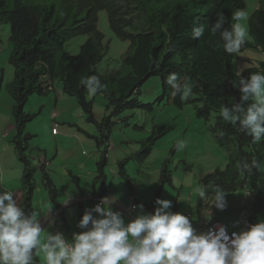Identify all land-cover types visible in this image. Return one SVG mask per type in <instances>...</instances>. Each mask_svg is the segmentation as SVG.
Returning <instances> with one entry per match:
<instances>
[{
    "label": "trees",
    "instance_id": "16d2710c",
    "mask_svg": "<svg viewBox=\"0 0 264 264\" xmlns=\"http://www.w3.org/2000/svg\"><path fill=\"white\" fill-rule=\"evenodd\" d=\"M264 0L248 17L249 38L240 49L256 50L264 55ZM245 0H0V25L10 26L9 41L12 51L8 62L13 67L12 82L5 89L13 100L11 117L14 136L11 143L18 161L22 164V196L19 204L30 212L33 208L37 189V176L56 209L60 208L58 191L46 170L47 162L35 164L30 155L33 135L25 132L26 124L34 120L40 109L28 107L34 95L45 96L52 91L54 82L59 80L63 93L73 98L88 123L97 128L92 135L79 128V132L95 142L99 159L93 179L94 191L104 198L107 194L108 147L113 128L118 124L140 130L143 126L133 124L129 116L122 117L127 110H155L164 102L181 109L186 103L193 104L196 115L204 121L213 120L210 128L215 141L230 152L228 165L224 170L217 168L201 180L205 198L196 195L200 209L211 202L217 187L228 194L236 191L248 192L254 205L247 218L254 225L264 219V168L253 173H242L237 165L251 161L253 157L264 165V140L252 143L250 136L238 131V125L223 121L220 109L231 108L240 103L241 93L234 82L240 77L249 79L252 73H264V60L258 65L245 69L237 75L231 70L237 53L228 54L223 49L219 33L213 35L211 27L216 23L217 14L226 18L223 29H230L232 13L245 9ZM107 16L112 34L122 42H128V51L118 60L117 66L101 71L98 65L105 61L109 43L99 30V14ZM205 25L202 37H193V22ZM84 35L87 40L80 46L77 55L70 54L67 43ZM238 52V53H239ZM176 73L181 80L185 77L192 86V94L186 100L179 95L172 96L166 78ZM97 76L105 88L95 95L105 100V111L101 120L93 112L94 97L90 99L87 85L82 78ZM161 80V95L154 104L143 105L138 98L143 85L151 78ZM180 82V81H178ZM4 87L0 77V94ZM252 103L248 101L247 104ZM174 126L153 124L151 134L141 140L139 150L132 156L118 162L119 175L128 183L125 166L129 160L138 165L145 163L156 142L173 130ZM235 148H233V145ZM38 151V148H36ZM234 149V150H233ZM186 168H190L184 162ZM75 182H79L76 177ZM173 187L169 159L161 164L159 178L150 204H143L148 213L155 210V201L162 195L163 188ZM95 205L97 202L95 200ZM61 232L71 243L72 235L66 220L61 222ZM36 264H41L36 256Z\"/></svg>",
    "mask_w": 264,
    "mask_h": 264
},
{
    "label": "clouds",
    "instance_id": "9594fccd",
    "mask_svg": "<svg viewBox=\"0 0 264 264\" xmlns=\"http://www.w3.org/2000/svg\"><path fill=\"white\" fill-rule=\"evenodd\" d=\"M247 19V13L238 9L232 13L234 23L230 29H223L226 18L222 13L217 14L210 31L213 35L219 33L226 53H238L246 44L249 33L243 22ZM196 25L194 21L192 36L202 37L205 25ZM165 82L171 86L172 96L186 100L192 94L186 77L181 80L176 73H170ZM81 84H86L92 95L105 88L95 75L82 78ZM233 84L242 94L241 102L231 108L222 107L220 116L223 121L238 125V131L250 136L252 143H259L264 140V73H252L249 79L241 76ZM248 101L252 103L245 106ZM58 127L54 124L51 132L53 129L58 132ZM184 146L185 142L180 141L176 147ZM237 167L242 173L251 174L264 165L253 157L250 162L241 161ZM227 194L217 187L210 205L225 209ZM199 195L205 198L203 188ZM95 200L97 205L85 209L78 222L77 226L84 230L73 233L71 243L61 231L54 235L47 232L42 241L41 233L45 231L40 212L36 209L27 212L20 206L17 193L0 191V264H36L40 252L45 264H264V219L253 225L246 210L242 214L251 224L247 230L232 232L230 236L220 222H210L219 223V230L198 235L188 216L171 211L172 200L157 198L158 207L150 214L144 213L143 204L133 205L140 214L128 222L122 215L123 209L112 210V200L107 197ZM95 212L97 218L93 217ZM207 217L211 219L210 213Z\"/></svg>",
    "mask_w": 264,
    "mask_h": 264
},
{
    "label": "rangeland",
    "instance_id": "374dc122",
    "mask_svg": "<svg viewBox=\"0 0 264 264\" xmlns=\"http://www.w3.org/2000/svg\"><path fill=\"white\" fill-rule=\"evenodd\" d=\"M245 3L246 8L244 9V11L247 13L248 17L253 13L254 10L260 7L259 0H245ZM262 4L264 7V2ZM243 23H245V26L247 27L249 33L247 21ZM98 28L104 34L105 42L109 43L106 59L98 65V68L101 71H108L117 66L118 60H120V58L128 51L130 44L128 42H122L118 40L112 34L108 26L107 16L104 12H101L99 14ZM9 36L10 26L7 24H1L0 77L3 78L4 84V87L2 89L3 102H1V106L8 109L10 105L11 110V106L13 105L12 98L5 89L6 85L12 82L14 73L13 67L8 62L9 56L12 51V45L9 41ZM86 40L87 37L84 35L71 39L67 43V51L72 55H77L79 53L80 46ZM237 55V58L231 64V70L237 75L241 74L245 69L249 67L258 65L259 61L264 60V55L256 50H242L241 52L237 53ZM54 86L57 94L64 99L62 101V106H69L68 101H70L72 102V104H74V106H76L79 112V107L77 106L78 104L76 105L77 102L73 98L67 97L63 93L61 82L59 80H56L54 82ZM161 93L160 78H151L143 85L142 91L138 98L143 105L150 103L154 104L155 100L161 95ZM4 95L7 96V99ZM53 97L54 91L45 96L34 95L30 98V101L29 103H27L25 110L27 107L28 110L29 108L35 109L31 104L36 105L35 103H39L40 105H45V103H48L49 100ZM89 97L90 99L94 97L93 112L95 113L94 115H97L98 120H101L103 115L109 113L105 111V100L100 95L91 94ZM46 116H48V113L45 106L43 112H40L34 120L26 124L25 132L29 133L28 131L31 129V132L29 134L37 135L31 141V149H33V151L30 152L31 157L35 154L39 155L36 149L38 147L43 149L44 152H47L48 155H51L50 157L53 156L54 150L52 149V145L54 146V144L52 140L50 141L49 137V135L51 136L52 132L50 127L49 135L46 131L45 127L48 121V118ZM126 116L130 117L129 120L133 124L143 126V128L140 130H136L132 127H124L123 124L116 125L113 128L110 136V146L112 145L111 148L113 150H115V148L119 149L120 147H125L128 151H133V149L136 147L138 151V145L140 141L146 139L151 134L153 124H165L168 126H174L173 130L170 133L156 142L151 155L145 161L144 168H139L136 164V161L132 160H129L125 166L126 173L128 171V174L131 176L138 175V172L140 171V169H142V172H139L141 175H143V172H145L146 175L150 178L153 177V179H156V176H158V179L161 164L169 159V169L172 171L173 187L166 185L163 188L160 199L172 200L173 206L171 207V211L174 209L175 200L178 195L180 196V202L189 201L190 196H192L193 194L198 195L200 193L201 180L205 175L213 172L217 168L224 170L228 165L230 157L229 150L225 147L219 146L210 130L215 122L213 120L204 121L203 119L198 118L193 104L186 103L181 109H179L174 107L172 104L170 105L164 102L163 105H161L160 107L156 105L155 110L149 112L143 109L127 110L122 114V117ZM85 126L92 128V130L89 131V134H97V128L95 125L85 124ZM79 135L84 137L88 142L93 141V145L91 144L90 146L82 147L80 150L76 149V159H78V157L81 156V153L83 152V155L92 158V170H94L97 161V148L95 146V142L93 139L86 138L84 134L80 133ZM64 141H66V145L62 146L61 148V145H63ZM64 141H61L59 144L60 153H63L62 151L64 150L73 148L74 144L76 143L75 138H65ZM126 141H129V144H122ZM180 141H184L185 146L177 149L176 146ZM135 142L137 145L135 144ZM2 145L0 146V163H2L3 167H6L8 169L7 171H5V173L9 175H14L15 173L16 175H19L21 170L23 169L22 164L16 158L13 150L5 153L4 147H2ZM232 145L233 148H235L234 144ZM110 154V157H115L114 155H112V153ZM123 157L124 156H120L119 158L123 159ZM54 160H57V164H59V159L57 157L53 158L52 161ZM184 162H186V164L190 168H186ZM109 166L110 165L108 164V169ZM114 166L115 165L112 164V167ZM65 168L76 172L77 175L80 173L78 166L76 167L74 165L68 164L67 166H65ZM37 178L40 182L39 175L37 176ZM157 179L155 181H157ZM243 192L244 191H236L234 193L227 194L225 198V209L219 210L213 207L214 212H207L206 210L207 216L210 213L211 219L219 221L220 224L224 226L225 229L229 232L243 231V228L240 225L239 221L240 216L244 211L243 208L246 205L247 209H251L254 205L253 199H246V201L245 199H240L237 204H234L233 200L244 195ZM44 194L45 191L41 186H39V190L36 189L34 194V208L39 212L41 211L40 208L44 209V205L42 204V201L45 198ZM69 210L70 209H66L65 212L66 215L71 218L72 213L69 215ZM75 211L77 212L78 209L75 208ZM193 213L196 214L195 209H193ZM195 232L198 235L203 234L200 230H195Z\"/></svg>",
    "mask_w": 264,
    "mask_h": 264
},
{
    "label": "crops",
    "instance_id": "0c3cea01",
    "mask_svg": "<svg viewBox=\"0 0 264 264\" xmlns=\"http://www.w3.org/2000/svg\"><path fill=\"white\" fill-rule=\"evenodd\" d=\"M54 91V97L49 100L48 103L45 105H40L39 103L31 104L32 107L40 112L44 111V107L46 106V110L48 113L47 124H46V131L49 135V127L52 129L54 124H57L58 132L56 135L51 133L50 141L52 140L54 146L52 145V149L54 150L53 156L48 155L47 152H44L43 149L38 147L39 155H33L32 158L35 164H40L41 162L46 161L47 167L46 170L49 173L57 191H58V202L60 204V208L56 209L52 202L48 199V196L45 192V198L42 201L44 205V209L40 208L41 213V227L42 230L45 232L41 233V239L46 237L47 232L51 234H56L58 231H61V222L62 220H66L69 227V233L72 235L73 233H79L84 229H80L77 225L79 220L82 218L85 209H90L95 206V198L98 196L94 191L98 189L97 186L94 187L93 179L96 174V166L95 169L92 170V158L86 157L81 153V156L76 159V149L80 150L82 147L93 145V141L88 142L84 137L80 136L79 128L83 129L87 133H89L92 128L85 126V124H90L86 121L85 116L82 114L83 112L79 108V112L72 104V102L68 101L69 106L65 107L62 106V101L64 100L57 94L55 87H53L52 91ZM5 98L7 97L4 95ZM2 92L0 94V146L4 147L5 153L8 151L14 152L16 156V152L13 148L11 143L12 137L14 136V123L13 119L10 116L11 110L10 105L7 108L1 106ZM7 99V98H6ZM13 103V100H12ZM76 103V102H75ZM77 105V103H76ZM13 106V105H12ZM11 106V109H12ZM78 106V105H77ZM73 107V108H71ZM75 107V108H74ZM79 107V106H78ZM69 108V109H67ZM30 109V108H29ZM50 113V115H49ZM95 114V113H94ZM104 116V115H103ZM95 118L98 120L97 115ZM50 125V126H49ZM31 132V129L28 131ZM82 134V133H81ZM95 135V134H94ZM34 137L37 136L36 134L33 135ZM85 136V135H84ZM61 138V139H58ZM65 138H75L76 143L74 144L73 148L67 149L60 153L59 144L61 141H64ZM88 138V137H86ZM91 139V138H89ZM111 140V139H110ZM122 144H129V141L123 142ZM136 144V142H135ZM66 145V141H64L62 146ZM137 145V144H136ZM112 146V145H111ZM109 143V150H108V164L109 169L106 168V175H107V194L105 197L109 198L113 201L111 204L112 210L117 211V209H123L124 213L122 214L125 222H128L135 218L136 215L140 214L138 210H134L132 208L133 205L138 204H150L153 199L154 192L156 189L157 181L153 179V177H149L143 172L141 175L139 172H142V169L138 172V175L131 176L128 174V183L119 175L117 164L119 161L125 159L126 157L132 156L134 153L137 152V148L135 147L133 151H128L125 147H120L119 149L113 150ZM140 145H138L139 150ZM97 152V161L99 159V154ZM60 153V154H59ZM68 153V154H67ZM110 153L115 157H110ZM62 154V155H61ZM120 156H124L123 159H120ZM57 157L59 159V164H57V160H53V158ZM17 158V156H16ZM51 158V159H50ZM96 161V162H97ZM134 161V160H132ZM68 164L78 166L79 174L77 175L76 172L72 170L66 169L65 166ZM112 164L115 166L112 167ZM139 168H144V164L138 165ZM8 169L3 167L2 163H0V191L2 190H9L13 191L18 194V202L21 200L22 196V185H21V178H22V170L19 175H9L5 173ZM8 175V176H7ZM20 176V178H19ZM79 179V182H75V178ZM39 186L45 191L43 184L38 181L37 178V190H39ZM244 195L240 196L239 198H235L233 200L234 204H237L240 199L246 201V199H252L251 196L245 192ZM195 194L190 196L189 201L180 202L178 197L175 200L173 212H179L189 217L190 221L193 224L194 230H200L203 234L205 233L204 229L205 226L210 222H219L213 219H208L207 212H214L211 202H208L203 205L200 209L197 207ZM15 198V197H14ZM182 201V200H181ZM34 203V199H33ZM173 206V205H172ZM155 207H158L156 205ZM34 208V204H33ZM75 208L78 211H75ZM35 209V208H34ZM69 210V215L72 213L71 218L66 215L65 210ZM193 209L196 210V214L193 213ZM246 212H249L251 209H247L246 205L243 208ZM242 209V210H243ZM207 210V212H206ZM241 210V211H242ZM144 213H148L147 209L144 208ZM77 216V217H76ZM100 218V217H99ZM49 221H54V223H49ZM41 264H45L44 255L40 252L38 255Z\"/></svg>",
    "mask_w": 264,
    "mask_h": 264
},
{
    "label": "built area",
    "instance_id": "2783aa9c",
    "mask_svg": "<svg viewBox=\"0 0 264 264\" xmlns=\"http://www.w3.org/2000/svg\"><path fill=\"white\" fill-rule=\"evenodd\" d=\"M53 134H56L57 133V130L56 129H53ZM97 214L98 213H94V215H93V217L94 218H97ZM240 223H241V225H242V227H243V230H247L250 226H251V224L246 220V215H245V213H243L242 214V216H241V218H240ZM221 225L219 224V223H210V224H208L207 226H206V229H205V232L207 233L208 231H212V232H217L218 230H219V227H220ZM86 230V229H85ZM226 232L231 236V233L232 232H229V231H227L226 230Z\"/></svg>",
    "mask_w": 264,
    "mask_h": 264
}]
</instances>
